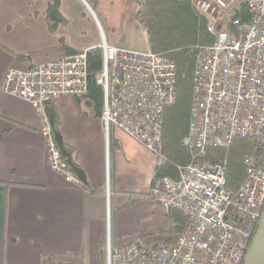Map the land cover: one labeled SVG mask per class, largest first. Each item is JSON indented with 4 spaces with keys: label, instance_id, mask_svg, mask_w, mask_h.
Returning <instances> with one entry per match:
<instances>
[{
    "label": "built area",
    "instance_id": "built-area-1",
    "mask_svg": "<svg viewBox=\"0 0 264 264\" xmlns=\"http://www.w3.org/2000/svg\"><path fill=\"white\" fill-rule=\"evenodd\" d=\"M194 4L207 18L215 42L197 56L184 145L204 155L209 147H228L242 137L252 139L257 150L246 156L247 177L236 192L228 188L226 168L210 162L181 168L177 179H159L149 198L167 212L178 210L188 217L181 237L160 246L140 237L117 249L108 242L107 264H243L264 212V0H248L250 17L245 20L235 17L239 0ZM99 50L103 69L94 76L89 56L95 50H85L10 69L2 88L34 108L50 168L77 185L83 183L62 158L47 106L86 96L93 81L103 89L101 120L107 139L127 136L155 155L159 165L166 163L163 115L176 101L175 64L151 50L138 52L106 41Z\"/></svg>",
    "mask_w": 264,
    "mask_h": 264
},
{
    "label": "crops",
    "instance_id": "crops-1",
    "mask_svg": "<svg viewBox=\"0 0 264 264\" xmlns=\"http://www.w3.org/2000/svg\"><path fill=\"white\" fill-rule=\"evenodd\" d=\"M60 1L69 23L52 32V0H0V264H102L108 242L113 249L140 237L153 246L170 242L168 212L149 198L155 155L127 136L108 140L87 100L62 98L47 109L59 116L63 141L77 153L84 186L68 183L49 166L34 108L3 93L10 69L97 50L103 41L150 49L137 20L144 0H90L95 11L89 0Z\"/></svg>",
    "mask_w": 264,
    "mask_h": 264
},
{
    "label": "trees",
    "instance_id": "trees-1",
    "mask_svg": "<svg viewBox=\"0 0 264 264\" xmlns=\"http://www.w3.org/2000/svg\"><path fill=\"white\" fill-rule=\"evenodd\" d=\"M89 4L95 11L97 4L93 1H90ZM142 6L137 20L148 32L151 51L172 61L176 66L177 73L176 101L165 109L163 115L162 143L166 163L159 165L155 182L166 176L173 179L179 178L180 169L187 165L210 162L226 168L228 188L236 192L247 177L246 156L257 150L252 139L236 138L228 147H209L204 155L200 150L184 145L191 121L197 56L202 47L215 42V37L207 30V18L197 10L194 0H144ZM60 7V0H52L49 6L47 21L52 32L61 25L69 23L62 15ZM235 17L242 20L250 17L248 0H239ZM20 60L22 61L24 58H20ZM89 65L90 73L93 76L102 71L103 54L101 50L97 49L90 54ZM75 99L87 100L88 105L94 108L96 115L102 117L103 89L94 81L86 96ZM83 114L86 113L83 111ZM49 117L63 160L76 176L81 178L77 153L64 143L61 136L59 116L55 111H52ZM85 187L89 186L85 184ZM96 192L97 190H93V193ZM167 216L172 225L169 231L170 243H176L189 220L183 212L178 210L169 211ZM106 248L105 244L100 253L102 264H107ZM57 263L55 261V264ZM63 264H75V260Z\"/></svg>",
    "mask_w": 264,
    "mask_h": 264
},
{
    "label": "water",
    "instance_id": "water-1",
    "mask_svg": "<svg viewBox=\"0 0 264 264\" xmlns=\"http://www.w3.org/2000/svg\"><path fill=\"white\" fill-rule=\"evenodd\" d=\"M48 113L51 115L52 110L48 109ZM243 264H264V212Z\"/></svg>",
    "mask_w": 264,
    "mask_h": 264
},
{
    "label": "rangeland",
    "instance_id": "rangeland-1",
    "mask_svg": "<svg viewBox=\"0 0 264 264\" xmlns=\"http://www.w3.org/2000/svg\"><path fill=\"white\" fill-rule=\"evenodd\" d=\"M142 8H143V6L141 7V10H142ZM141 10H140V11H141ZM139 24H140V23H139ZM140 25H141V24H140ZM138 43H139V42H137L136 44L139 45ZM139 47H140V46H139ZM149 50H151V49H149ZM138 51H141V50H138ZM142 51H143V50H142Z\"/></svg>",
    "mask_w": 264,
    "mask_h": 264
}]
</instances>
